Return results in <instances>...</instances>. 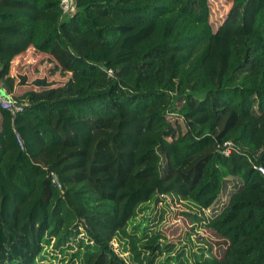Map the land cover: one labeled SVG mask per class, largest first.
Returning <instances> with one entry per match:
<instances>
[{
	"label": "trees",
	"instance_id": "obj_1",
	"mask_svg": "<svg viewBox=\"0 0 264 264\" xmlns=\"http://www.w3.org/2000/svg\"><path fill=\"white\" fill-rule=\"evenodd\" d=\"M11 1L0 89L23 108L0 107V264H264V0ZM166 195L202 209L221 258L134 224Z\"/></svg>",
	"mask_w": 264,
	"mask_h": 264
},
{
	"label": "rangeland",
	"instance_id": "obj_2",
	"mask_svg": "<svg viewBox=\"0 0 264 264\" xmlns=\"http://www.w3.org/2000/svg\"><path fill=\"white\" fill-rule=\"evenodd\" d=\"M6 4H15L11 0H3ZM66 2V1H64ZM69 6L74 7V0H68ZM216 7H220V13L227 11L230 7V2L227 0H215ZM65 5V4H64ZM70 9V8H69ZM69 11V10H68ZM71 12L65 14V18L69 17ZM27 52V53H26ZM31 50L23 52L22 58H29ZM92 60L99 61L100 58L97 53L90 56ZM121 123L119 126L120 122ZM169 130H173L176 135H181L185 129V123L177 116H172L168 119ZM124 123V124H123ZM77 133L81 138H84L85 131L79 126H75ZM138 127L131 118H117L113 124L112 133L116 138L128 143H134L137 137ZM172 139V137H168ZM202 209L190 200L184 199L174 195H166L160 199L156 204L150 203L143 211H139L134 224L141 222L142 225L146 223L151 224V232H158L161 236V242L169 246L168 251L170 254L175 253L176 250L182 249L189 259L193 262L194 256L190 252L200 253L201 250L208 252L214 257L221 258L225 252L228 242L219 236L212 228L207 226L203 221L197 219ZM197 217H193V215ZM202 216L205 217V214ZM155 217V220L152 218ZM148 218V222L145 220ZM131 230V225H129ZM113 245L117 246V241H113ZM168 253H162L157 259L156 264H159ZM45 264H63L61 257L56 259L48 257Z\"/></svg>",
	"mask_w": 264,
	"mask_h": 264
},
{
	"label": "built area",
	"instance_id": "obj_3",
	"mask_svg": "<svg viewBox=\"0 0 264 264\" xmlns=\"http://www.w3.org/2000/svg\"><path fill=\"white\" fill-rule=\"evenodd\" d=\"M66 1V2H64ZM68 0H62V9L63 11H68L70 6L68 4ZM65 4V5H64ZM0 107L8 111L11 115L15 116L18 112H20L23 108V104L14 99L11 94L5 93V95H0ZM15 138L19 144V146L22 147V139L20 135L15 131ZM258 170L261 172H264V168L262 166L258 167ZM52 180L57 184V186H60L59 182L57 181L55 175L52 174Z\"/></svg>",
	"mask_w": 264,
	"mask_h": 264
},
{
	"label": "crops",
	"instance_id": "obj_4",
	"mask_svg": "<svg viewBox=\"0 0 264 264\" xmlns=\"http://www.w3.org/2000/svg\"><path fill=\"white\" fill-rule=\"evenodd\" d=\"M28 50H31V48L29 47L26 51H28ZM27 53V52H26ZM22 56H25V55H23V53H21V54H19V55H17L16 56V59L18 60L20 57H22Z\"/></svg>",
	"mask_w": 264,
	"mask_h": 264
},
{
	"label": "water",
	"instance_id": "obj_5",
	"mask_svg": "<svg viewBox=\"0 0 264 264\" xmlns=\"http://www.w3.org/2000/svg\"><path fill=\"white\" fill-rule=\"evenodd\" d=\"M0 95H5V92L2 89H0Z\"/></svg>",
	"mask_w": 264,
	"mask_h": 264
}]
</instances>
